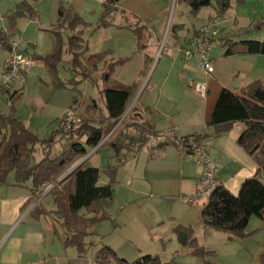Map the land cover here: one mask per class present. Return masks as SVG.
<instances>
[{
  "label": "crops",
  "instance_id": "0c3cea01",
  "mask_svg": "<svg viewBox=\"0 0 264 264\" xmlns=\"http://www.w3.org/2000/svg\"><path fill=\"white\" fill-rule=\"evenodd\" d=\"M0 1V12H2L3 15H7L8 11L15 10L18 3L27 1L35 6L37 16L40 20H42L41 17L45 13H54L58 16L60 4L63 3L66 5V2H68L67 0ZM70 1L71 4L74 2V0ZM121 2L122 0H119L118 4ZM135 2H137V0H133V5L129 6L125 3L124 9L121 11L117 4V9L113 14H121L124 18L127 17L126 15L128 11H133L132 13L137 14L135 9L137 5ZM138 2L140 3V0H138ZM124 14L126 15L124 16ZM124 18L121 20V23L125 24L121 25L131 33H133L132 30L137 25L138 27L145 26L142 25V21L138 16L134 21L131 19L132 17H127L125 20ZM27 19L33 20L31 18ZM13 21L15 23H23L26 20L22 17V19L18 18L12 20V22ZM133 23L135 24L133 25ZM54 25L55 23L53 25L51 24V26ZM183 25L184 24L180 25L181 28ZM198 28L199 26H197L195 20L192 19V25L183 27L182 30H179L180 33H178V31L175 32L176 39L173 40L172 52L164 60L160 72H158L159 64L152 72L151 65L154 58L153 55L147 54L146 61L144 62V65L146 66L144 70L146 73H144V70L141 73L140 70V73H138L139 77H136L135 74L130 80L131 83L125 84L112 77V79H114L113 81H117L113 82V85L136 84V91L133 97L141 86H143V82L147 79L149 72H152L150 80L152 81L155 79V82L145 102L137 104V106L134 107V110H132L133 118L128 122H133V124L127 125L125 129L128 138H131V140L128 139L129 144L123 149L120 157H115L117 160L115 163L120 164L119 167H124L130 162V160L138 159L143 151H147L149 165L147 168L148 172L146 171L145 173L146 186L143 184L138 187H128L126 191L128 198L121 199L117 208H114L116 205H114L113 208H110L108 212L111 215V219H109L110 221H105L103 223L113 222L114 228L112 229V232L122 231L124 234L123 240L130 239L135 242L141 240L142 236L145 237L146 235L131 232L129 227L133 224L134 220L137 219V215L140 211V203H138L137 197L149 191L151 196L150 199H152L154 201L153 203L158 205L159 208L163 209L166 206H170L176 209L175 214L168 215L166 220L162 219L163 221L160 222L162 223V226L159 225V228L152 227V234L149 235L150 244L144 239L145 245L142 247L144 251L148 252L146 254H153L150 251L151 248H155V250H157L155 252L160 256L165 250L169 252H173L171 250L176 251L175 253L178 254L177 257L194 255L192 253V248L189 245H183L174 233L175 227L178 225H185L192 227L198 243L204 246L208 251L212 252H210V255L208 256L211 260V264H262V255L264 253V222L261 218H258L259 220H256L255 217L257 216L251 218L250 224L246 228V233L248 234L247 237H236L231 239L229 234L217 231L211 225L205 226L202 222L201 213L207 201H204V204L200 207L186 204V196L196 191L197 184L202 174V167L197 161L186 158L184 155L185 148L175 144L173 140L180 136L205 134L206 136L202 141V144L205 145L206 141L208 143V141L211 142L212 139L218 140L224 133L233 131L236 128H238L237 130L240 134L246 127L245 122H236L230 130L221 131L219 133L211 124L213 112L221 91L223 88L229 87L226 85L225 80L219 78L218 75L207 73L201 67L198 58L186 57L184 55L183 49L187 46L189 40ZM11 30L12 29L7 33L10 35V40L15 41L13 39V34L15 33ZM144 31L151 39H153L152 33H157L154 31L153 27L148 26L147 28L145 26ZM158 31L161 33V30ZM159 40V35L155 38V41L153 40V51H158ZM261 40H264V38ZM29 46V43H25L24 50L27 51ZM146 46L147 48L145 50L148 49L149 45L146 44ZM8 55L9 51H7L5 60ZM232 57H235V55H232ZM5 60L2 68L4 67ZM161 60L162 58H160L159 63ZM238 62L240 64V67L238 68H242L245 71L246 77L242 80L241 86L234 91H240L244 86L256 79L264 81V55L244 54L242 58L238 59ZM247 75L250 76V79L247 78ZM191 80H201L208 84L209 93L206 98L196 95L193 92L194 90L192 91L189 89V87H191ZM100 90H103V88ZM1 95H3V93H1ZM103 99V113H105L104 117L106 118V122L104 123L107 125L110 120L108 118L109 114L106 109L104 94ZM78 100L79 99H76L77 102ZM128 114L126 113L125 115ZM125 115H123V117H125ZM92 121L97 126L105 127V124H102L98 118L96 121ZM140 125H147L145 127L150 131H155L156 135L148 137L147 142L138 149L140 143L138 140L143 135ZM237 138L238 137H236V142ZM82 141H85V139ZM103 145L100 144L96 151H99ZM91 149L93 148H89V151ZM207 150L211 154L208 148ZM94 153L88 155L89 158L86 162L89 165L101 169L100 184H107L110 181V177L106 172V169L109 165L116 164L112 163V161H106L104 165L88 163ZM240 153L241 152H239V154ZM229 154L231 156L233 155V153ZM115 155V150L112 149L110 152V158ZM246 155L248 156L240 154V156H242L247 162V165H244L243 168L238 171V188H240L244 179L254 175L258 167L255 159L247 152ZM169 156L171 157L169 158ZM163 157L169 160H165L164 164H158L155 162L157 159ZM40 158L36 159L35 157V162ZM191 165L195 167L194 171L190 168ZM118 172H120V169ZM216 176L220 183L229 188L227 185L228 181H225L226 179H224V177ZM32 188V180L22 184L17 183L14 171L9 174L7 182L0 185V264H37L42 260H46L47 264L77 263L78 259H81L82 257L79 256L75 247L74 252H72V246H65L63 244V233L60 231L58 225H56L57 233L54 232L53 226L55 227V224L52 214L42 215L37 218L31 213L33 207L38 202L41 201L43 203V201L49 196H51L53 200L52 195L49 193L42 197L37 194L34 197L32 195ZM114 189L115 198L116 186H114ZM114 198L113 200H115ZM47 208L54 209L55 204L53 207ZM252 221H254L253 227L251 226ZM108 232L109 231L103 233L104 235L100 241L101 244L97 242L99 244H97V249L99 250L105 243L106 245L111 246L117 254H119L117 250H120V247L113 243L112 240L108 239ZM167 240L170 241V244H166L163 249L160 248L158 243L165 244ZM167 246H169V249H166ZM98 250L96 251L97 253ZM95 261L96 263L101 264L98 262L97 258H95ZM196 263L199 264V262ZM180 264L184 263L181 261Z\"/></svg>",
  "mask_w": 264,
  "mask_h": 264
},
{
  "label": "rangeland",
  "instance_id": "374dc122",
  "mask_svg": "<svg viewBox=\"0 0 264 264\" xmlns=\"http://www.w3.org/2000/svg\"><path fill=\"white\" fill-rule=\"evenodd\" d=\"M67 1L66 6L71 8L72 13L79 14L87 22L85 26L80 27L83 29L82 34L88 44L86 56H104L103 59L97 63V67L93 68L92 78L84 80L77 85L69 84L67 87L56 86L53 76L48 71L42 59V57L53 52L56 45L57 35L56 32L52 30L53 26H51V24L57 23L58 16L54 13H45L41 17L42 20H40L38 16L33 18V20L24 17V20H26L25 22L15 23L14 21L12 22L7 15H3V13L0 12V31L8 32L12 29L15 33L13 34L14 40H19L22 37L25 43H29L30 46L24 53L26 55L32 54L36 57V62L28 69L26 78L22 81H16L9 90V93L6 91L3 92V95L0 94V115H9L12 110V105L14 104L17 113L23 118L26 125L41 138L49 136L59 128V118L70 107H75L79 116H84L89 120L95 121L98 118L102 124L106 122V118L104 117L105 113H103V90H100L105 86L104 71L106 65L110 62L115 63L122 58H129L125 63L115 64V70L112 76L114 79L125 84L131 83L130 80L133 76L136 74V77H139L138 73H140V70L142 73L145 69L146 66L144 62L146 61L147 54L153 55L154 58L151 65L152 72L158 64V72H160L164 60L172 52L173 40L176 39L175 32L178 31V33H180L179 30H182L183 27L192 25V19L195 20L196 25L199 27L209 20L215 19L222 28V38L224 37V39L221 38L211 55L216 68L214 75H218L219 78L225 80L226 85L233 90L240 87L242 80L246 77L245 71L242 68H238L240 67L238 59L242 58L244 54H236L235 57L224 55L228 49L226 42L228 38L227 35H232L235 41L244 39L261 40L264 38V0H243L241 2L232 0V8L229 9L227 15L217 18H213L217 16L214 6L204 7L199 13H195L190 8L189 4L182 0H140V3L137 0L138 4L135 2L137 5H135L137 14L132 13L133 11H128L127 15L124 14V16L126 15L129 18L132 17L131 19H133V21L138 16L142 21V25H145L146 28L147 26L153 27L154 31L157 32L152 33L153 39H151L149 35L147 36L145 33L144 28H139L144 37L141 44L143 46L146 44L149 45L147 50H145L147 48L146 46L140 51L137 35L133 30V33H131L122 27L121 24L125 23H121V20L124 18L121 14H113L109 20V25L104 26L101 24L104 0H74L72 4L70 0ZM125 3L128 6L133 5V0H122V2L118 4L120 11L124 9ZM127 17H125L124 20L127 19ZM134 24L135 23H133V25ZM181 24H184L182 28L180 26ZM158 30H161V33ZM71 34V30L62 32L65 43H67L68 37ZM158 35L160 36L159 48L158 51H153L152 43ZM6 55L7 50L0 43V69L2 68ZM62 58V62L58 65V73L63 81L69 82L77 71H75L70 64L72 55L68 52L67 45L63 48ZM160 58H162V60L159 63ZM152 72H149L147 79L143 82V86H141L136 92V95L129 102L125 112V114H129H124L125 117H122L114 123L109 134L105 137L106 140L116 137L121 138V131L125 132L126 126L133 124V122H128L133 118L132 110H134L137 104L145 102L154 85L155 79L152 81L150 80ZM144 73H146L145 70ZM78 78H80V76H78ZM247 78L250 79V76L247 75ZM114 79L111 78L109 84L117 82L113 81ZM189 89L193 91L191 87H189ZM14 90L18 91L19 94L14 100H11L9 96ZM76 99H79L78 102ZM237 129L238 128L224 133L218 140L212 139L211 142L208 141L207 143L206 141L205 143V147L210 150L215 160L216 175L224 177V179H226L225 181H228V187L234 193H238L239 191L238 171L242 169L244 165H247V162L240 154L248 156L244 149L236 142V137L240 135ZM73 139H75V137H73ZM73 139L70 137L60 138L59 142L53 147L55 151L54 156L68 148ZM176 140H179V138L176 137ZM37 148L38 150L35 154L36 159L42 156V147L37 145ZM94 149L95 148L91 149L86 156L76 160L63 175L74 165L87 160L90 153L95 152L88 163L104 165L106 161H112V163L117 161L115 158L117 157L116 155L110 158V152L112 149L114 150L111 144H104L99 151ZM239 152L241 153L239 154ZM229 153H233V155L231 156ZM170 157L171 156H169V158ZM148 159L149 156L147 151H143L138 159L130 160L124 167L118 166V171L120 169V172L117 171V181L114 184V186H116L115 200H113L108 211L110 208H113L114 205H116L114 208H117L121 199L128 198L126 194L128 187L145 185V173L146 171L148 172L147 168L149 165ZM165 160L169 159L163 157L157 159L155 162L164 164ZM115 164L118 165L117 163ZM190 168L192 171L195 169L192 165ZM52 187L53 183L48 184L45 188L43 187L39 196L42 197L48 194L46 190ZM137 198L138 203H140V211L137 215V219H135L133 224L129 227V230L146 236H142L141 240L136 242L130 239L123 240L124 234L122 231L112 232L114 228L113 222L103 223L110 220L95 223L91 228L94 232L93 235L87 238V242H93L94 245L89 249L87 256L81 259L79 258L75 264H98L95 261V258H97L96 251L98 250L97 244H101L100 241L104 235L103 233L107 231H109L108 239L112 240L113 243L120 247V250L116 249L119 253V257H125L129 261H134L141 255L148 253L142 248L145 245L144 239L150 244L149 235L152 234V227L159 228V225L162 224L160 223L163 221L162 219L166 220L168 215L175 214L176 208L170 206H166L163 209L159 208L158 205L154 204V201L150 199L151 196L149 191L143 195H139ZM52 201L51 196H49L43 201V204L47 207H53L54 204ZM204 201L205 200H201L196 203H188L186 201V204L200 207L204 204ZM255 218L259 220L258 218L260 217ZM251 226H254V221L251 222ZM59 229L64 234L61 227ZM166 244L169 245L170 241L167 240L165 244L158 243L162 249L165 248ZM166 249H169V246H167ZM74 250L73 247L72 252H74ZM155 251H157L155 248H151L150 252L156 255L157 253ZM171 251L173 252L165 250L161 255L162 257L159 254L157 255L167 264H180L181 261L184 264H197L196 262L205 264V259L201 255L193 253V251L192 253L194 255L178 257V254L175 253L176 251ZM209 255L206 256V260L211 264V260L208 258Z\"/></svg>",
  "mask_w": 264,
  "mask_h": 264
},
{
  "label": "trees",
  "instance_id": "16d2710c",
  "mask_svg": "<svg viewBox=\"0 0 264 264\" xmlns=\"http://www.w3.org/2000/svg\"><path fill=\"white\" fill-rule=\"evenodd\" d=\"M182 1L187 2L195 13H199L204 7L214 6L217 16L213 18L225 17L229 9L232 8V0ZM241 1L243 0H237V2ZM118 2L119 0L104 1L102 25L110 24L109 18L117 9ZM7 16L11 20L22 17L33 19L37 17V12L33 4L23 1L16 5L15 10L8 11ZM86 23L79 14H73L69 6L60 4L57 23L53 29L51 28L57 35L56 45L53 52L42 57L58 87H67L69 84L77 85L92 78L93 68L97 67V63L104 57L103 55L86 56L88 44L83 37V29L80 28ZM139 28H145V26L133 28L138 37L140 51L146 45L141 44L143 34ZM65 30L72 31L67 43L64 42L62 36V32ZM227 36L228 49L224 54L225 56L236 54L264 55V40L244 39L235 41L232 35ZM11 42L10 35L5 31H0V43L9 52L12 51ZM65 45L72 55L70 64L77 71L69 82L63 81L58 73V65L63 60ZM128 59L122 58L115 63L110 62L106 65L103 94L110 122L105 127L95 125L87 117L78 116L69 130H64L59 126L49 136L41 138L26 125L23 118L17 113L14 104L9 115H0V133L2 135L0 140V185L7 182L9 174L13 171L17 183L33 181L32 195L34 197L41 193L43 187L53 183V187L48 193L53 197L55 208L48 209L40 201L33 207L31 213L37 218L52 214L55 224V227L53 226L54 232L57 233L56 225H59L64 232L63 244L75 247L81 257L86 256L89 249L94 245L93 242H87V238L94 233L91 230L92 226L95 223L111 219L108 208L113 202L114 184L117 181L116 174L120 164L107 167L106 172L110 177L107 184H100L101 169L87 164L86 160L65 179L59 181V178L76 160L86 156L89 148L100 145L109 134L114 123L125 114L129 101L136 91V84L113 85L114 83H109L115 70V64L125 63ZM7 92L9 93V90ZM18 94V91H14L9 97L14 100ZM236 122H245L246 124L237 139V143L255 159L258 165L257 170L254 175L242 181L238 193H234L224 184L219 183L205 203L201 213V219L205 226L211 225L217 231L229 234L231 239L247 237L246 228L253 216L264 220L263 80L256 79L240 91L226 87L222 89L213 112L211 124L220 133L230 130ZM145 126L147 125H140L143 135L138 140L140 142L138 149L147 142L148 137L156 135L155 131H150ZM191 135L183 137L188 138ZM196 135L199 142H202L206 136L205 134ZM63 137L72 139L75 137V139L70 142L68 148L54 156L53 147ZM83 139L85 141H82ZM128 139L131 140L128 138L127 132L121 131V138L107 139L102 145L111 144L116 156L120 157L123 149L129 144ZM173 141L179 146H183L185 143L176 139ZM37 145L42 147V156L35 162ZM174 233L183 245H189L193 253L201 255L205 259V264H210L206 260V256L211 251L198 243L192 227L178 225L175 227ZM97 260L101 264H167L157 254H144L134 261H129L119 257L117 252L106 244H103L98 250ZM262 264H264V253Z\"/></svg>",
  "mask_w": 264,
  "mask_h": 264
},
{
  "label": "built area",
  "instance_id": "2783aa9c",
  "mask_svg": "<svg viewBox=\"0 0 264 264\" xmlns=\"http://www.w3.org/2000/svg\"><path fill=\"white\" fill-rule=\"evenodd\" d=\"M222 37V28L217 21L209 20L200 26L187 46L183 49L186 57L198 58L201 67L209 74L214 73L215 65L212 58V51L220 42ZM12 51L9 52L5 60L4 67L0 69V94L10 90L16 81H22L26 78L28 69L36 62V57L32 54L26 55L24 52L25 42L22 38L11 42ZM190 86L196 94L202 98H206L209 93V86L201 80H191ZM78 111L75 107H70L59 118V126L64 130H69L78 118ZM180 142H185V157L190 160L197 161L202 167V174L197 184L196 191L186 196V201L196 203L201 200L208 201L220 181L216 176V164L212 155L208 152L205 145L197 140V135L193 134L188 138L178 137ZM106 138L101 142V144ZM99 145L95 147L97 150ZM51 188L46 190L49 192ZM37 264H47L46 260H42Z\"/></svg>",
  "mask_w": 264,
  "mask_h": 264
},
{
  "label": "water",
  "instance_id": "95a60500",
  "mask_svg": "<svg viewBox=\"0 0 264 264\" xmlns=\"http://www.w3.org/2000/svg\"><path fill=\"white\" fill-rule=\"evenodd\" d=\"M83 162V161H82ZM82 162H79L78 164L74 165L65 175H63L60 179L62 181L65 179L68 175H70Z\"/></svg>",
  "mask_w": 264,
  "mask_h": 264
}]
</instances>
